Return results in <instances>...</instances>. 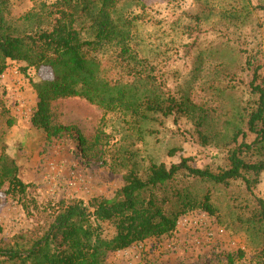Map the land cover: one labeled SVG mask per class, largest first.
Masks as SVG:
<instances>
[{
    "label": "rangeland",
    "instance_id": "rangeland-1",
    "mask_svg": "<svg viewBox=\"0 0 264 264\" xmlns=\"http://www.w3.org/2000/svg\"><path fill=\"white\" fill-rule=\"evenodd\" d=\"M43 3L7 0L1 17L11 29L25 31L29 26L23 17ZM117 9L134 19L128 45L137 59L147 63L164 92L186 106L141 134L119 114L105 113L82 98L57 101L52 108L56 123L76 126L88 140L103 133V158L88 159L71 136L48 140L31 124L37 103L31 83L50 79L49 71L24 73V64L10 62L4 78L0 75V153L15 162L23 183L34 186L27 194L31 205L113 197L123 185V158L136 165L140 177L151 163L169 167L181 159L192 167L226 168L233 130L243 126L239 111L257 100L249 88L252 67L260 66L257 84L264 86V0H137ZM117 54L112 47L98 58L109 77L124 78ZM244 133V141L251 142L253 136ZM210 189L217 217L190 213L173 233L111 253L108 264H224L222 255L237 252L245 262L253 260L260 246L247 238L237 218L255 211L254 198L264 201V172L251 193L240 180ZM45 221L44 213L27 215L16 201L0 199V240L35 231ZM106 231L113 233L110 227Z\"/></svg>",
    "mask_w": 264,
    "mask_h": 264
},
{
    "label": "trees",
    "instance_id": "trees-1",
    "mask_svg": "<svg viewBox=\"0 0 264 264\" xmlns=\"http://www.w3.org/2000/svg\"><path fill=\"white\" fill-rule=\"evenodd\" d=\"M125 1L137 0L43 3L38 12L23 17L29 28L19 32L4 23L1 11L7 0H0V75L10 62L24 64V73L47 69L50 79L31 83L37 99L31 124L48 140L71 136L88 159L103 158V133L88 140L76 126L56 123L52 108L57 101L82 98L105 113L119 114L129 128L141 134L186 106L161 89L147 63L138 60L128 45L134 19L117 11ZM112 47L118 48L117 67L124 71V78L109 77L98 58ZM259 70L260 66L251 68L249 85L257 100L254 107L239 111L243 126L234 127L227 166L218 171L192 167L188 159H181L169 167L151 163L146 175L140 177L136 165L123 158L119 161L124 169L123 185L113 197L39 206L27 200L28 190L34 186L19 179L15 162L1 152L0 199L16 201L27 215L31 211L44 213L46 221L35 231L0 240V264H108L111 253L173 233L179 219L190 213L200 211L217 217L210 188L228 187L240 180L251 193L264 172V86L257 84ZM244 131L253 136L251 142L244 141ZM199 137L206 139L202 132ZM201 186L208 187L200 190ZM254 204L255 211L237 218V223L260 250L247 262L240 252L224 254V264H264V201L254 198ZM107 227L113 230L110 236ZM219 261L216 264H221Z\"/></svg>",
    "mask_w": 264,
    "mask_h": 264
},
{
    "label": "built area",
    "instance_id": "built-area-1",
    "mask_svg": "<svg viewBox=\"0 0 264 264\" xmlns=\"http://www.w3.org/2000/svg\"><path fill=\"white\" fill-rule=\"evenodd\" d=\"M44 3H46V4H52V3H54L55 1H57V0H42ZM1 78H4V74H2L1 75Z\"/></svg>",
    "mask_w": 264,
    "mask_h": 264
}]
</instances>
